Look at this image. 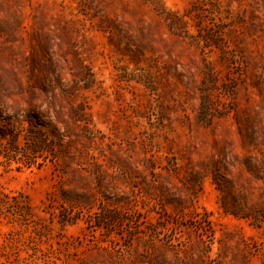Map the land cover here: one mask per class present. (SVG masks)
<instances>
[{
  "label": "rangeland",
  "instance_id": "rangeland-1",
  "mask_svg": "<svg viewBox=\"0 0 264 264\" xmlns=\"http://www.w3.org/2000/svg\"><path fill=\"white\" fill-rule=\"evenodd\" d=\"M0 264H264V0H0Z\"/></svg>",
  "mask_w": 264,
  "mask_h": 264
}]
</instances>
